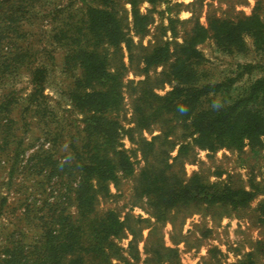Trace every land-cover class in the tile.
I'll list each match as a JSON object with an SVG mask.
<instances>
[{
  "label": "rangeland",
  "instance_id": "rangeland-1",
  "mask_svg": "<svg viewBox=\"0 0 264 264\" xmlns=\"http://www.w3.org/2000/svg\"><path fill=\"white\" fill-rule=\"evenodd\" d=\"M34 3L32 22L21 25L29 36L20 43L28 47L30 57L21 58L19 69L6 79V95L13 102L11 115L6 116L7 125L13 130L12 140L22 142L16 150L21 153V164L35 152L49 148L47 140L52 136L56 143L60 135L63 142H68L65 136L75 135L78 141L84 140L83 116L74 110L72 102L77 88L78 92L82 89L76 84L80 69L65 63L64 58L69 47L78 43L98 45L109 72L123 73V100L105 115L119 124V150L126 151L134 167L132 174H119L118 180L97 190L98 217L104 218L113 211L123 225V231L104 243L110 261L113 264H264V143L245 141L239 149L199 148L193 144L188 123L169 113L156 118L151 109L152 94L163 97L173 90L175 83L169 81L171 65L177 55L184 54L182 46L197 25L209 29L211 19L232 21L249 17L255 11L264 21V0H136L135 10L129 0H37ZM95 6H108L116 15L124 32L119 45H109L102 37L80 34L87 33L86 10ZM133 11L143 18V29L136 28ZM59 30L65 35L56 43L52 36ZM70 36L75 38L74 42L67 39ZM243 42V47L228 50L224 42L219 44L207 35L197 45L204 58L198 67V77L202 82L218 85L212 99L221 105L244 95L252 84L262 80L263 87L251 105L264 110V49L257 48L250 36L245 35ZM158 49L167 50V59L161 64H145L144 59ZM41 65L47 71L45 99L39 108L27 109V97L32 92L29 70ZM92 87L104 90L105 86ZM4 93L0 90V98ZM143 107V112H139ZM139 120L143 125H139ZM46 132L51 134L48 139ZM15 146L9 148L13 150ZM54 152L58 157L67 154V143ZM0 160V182H4L0 185V196L6 199L0 208L1 249L13 231L25 232L23 223L18 222L24 212L19 201L24 190L33 196L38 191L34 181L28 179L21 192L15 186L21 182L19 173L15 174L13 184L7 185L8 164L4 163V157ZM146 168L150 174L144 172ZM153 177L165 178L166 185L173 188L192 189L201 184L219 190H244L254 196L243 205L208 202L198 196L182 199L172 207H155L148 188ZM74 205L71 201L68 211L75 216Z\"/></svg>",
  "mask_w": 264,
  "mask_h": 264
},
{
  "label": "trees",
  "instance_id": "trees-1",
  "mask_svg": "<svg viewBox=\"0 0 264 264\" xmlns=\"http://www.w3.org/2000/svg\"><path fill=\"white\" fill-rule=\"evenodd\" d=\"M36 1L0 0V90L5 92L0 98V159L4 157V163L8 164L7 185H12L15 174L19 173L21 182L15 186L22 192L27 180H32L39 195L33 196L24 190L26 196L23 194L24 197L19 200L24 212L18 222L23 223L25 232L19 229L7 236L5 245L0 249V264H113L104 243L123 231V225L113 211L106 213L104 218L98 217L95 207L98 188H107V184L118 180L119 174L134 172L126 151L119 150V124L105 115L123 100V73L120 70L109 72L98 45L78 43L67 48L64 62L80 69L76 84L82 89L78 92L77 88L72 102L74 110L83 116L85 138L78 141L76 135L65 136L68 142H63L60 135L56 143L52 136L51 140H47L49 148L35 152L25 164H21V153L16 150L21 148L22 142L12 140L15 136L11 126L7 125L6 116L11 115L13 102L6 95V79L19 69L21 58L30 57L28 47L20 43L29 36L21 25L32 22V7ZM129 2L135 10L136 0ZM133 16L136 28L143 29V18L136 11H133ZM85 17L87 33L81 31L83 37H102L109 45H119L124 32L108 6L88 8ZM194 31L182 46L184 54L177 55L171 65L169 81L175 83L173 90L163 97L152 94L154 116L158 118L162 113H169L188 123L194 136L193 144L199 148L239 149L245 141L263 144L264 110L251 105L257 98L258 90L263 87L262 80L252 84L248 92L232 102L218 104L212 99L218 85L202 82L198 77V67L203 64L204 58L197 49V45L209 34L215 42H224L228 50L243 47L245 35L254 39L257 48L264 49V21L261 15L255 11L249 17L232 21L214 18L209 20V29L197 25ZM64 35L65 32L59 30L53 34L52 40L59 43ZM67 39L75 41L71 36ZM166 59L167 50L158 49L144 61L150 66L161 64ZM46 72L43 65L29 70L32 92L27 97V109L43 105ZM96 84H104V90H94L92 86ZM87 89L89 92H86ZM144 109L139 108V112ZM140 121L139 125H143ZM50 135L48 132L45 134L47 139ZM64 143H67L69 152L58 157L54 150ZM12 144H16L13 150L9 148ZM8 151L14 152L10 154ZM147 169L144 172L150 174ZM150 180L148 188L154 197L155 207H172L182 199H196L198 196L208 202L243 205L254 196L244 190H219L201 184L192 189L173 188L166 185L165 178L153 177ZM3 183L0 182V185ZM5 200L0 196V208ZM71 201L75 203V216L68 211Z\"/></svg>",
  "mask_w": 264,
  "mask_h": 264
}]
</instances>
